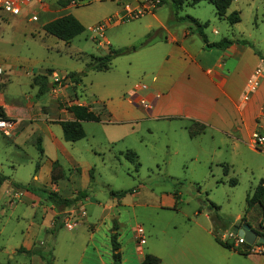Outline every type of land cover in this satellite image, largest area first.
I'll return each instance as SVG.
<instances>
[{"label": "crops", "instance_id": "obj_1", "mask_svg": "<svg viewBox=\"0 0 264 264\" xmlns=\"http://www.w3.org/2000/svg\"><path fill=\"white\" fill-rule=\"evenodd\" d=\"M70 2L61 6L56 0H32L16 15L0 10V21L4 20L5 22L1 23L6 25H14L24 34L23 36L38 29L42 33H47L42 24L58 15L71 13ZM117 2L118 10L122 14L119 18L115 16V19L129 18L125 17L126 14L143 8V11L149 10V15L155 21L143 24L139 34L144 39L137 48L132 49L134 56L131 58L130 67L136 72L134 75L136 79L132 77L129 78L130 81L128 80L130 70L127 69L124 71L125 78L118 75L114 78L107 76L103 82H98L96 89L89 91L93 96L91 99L77 97L74 85L81 81V76L85 75L86 71H108L115 55L104 69L89 68L77 81H73L69 80L66 74L81 68L65 70L58 74L53 68L44 65L39 71L32 72L29 57L24 55L8 57L0 49L1 116L16 119L14 128L10 132L3 133L7 136L12 134L17 136L28 122L33 132L35 148L39 156H44L47 166V178L45 177L43 181L37 180L36 174L33 173L32 181L25 184L55 191L62 197H70L77 190H85L77 176L82 174V168L72 165L65 172L55 155L49 153L51 146L64 150L63 141L77 140H65L59 122L73 118L72 112L68 109L70 104L86 105L87 108L98 113V120H103L109 126L112 134L109 139H123L125 135L140 130L148 134L156 130L176 132L183 145L181 148L174 145L168 154L169 158L160 159L164 165L169 163L170 157L174 155H177L178 162L193 161L201 155L204 166L210 168L213 164L215 167H220L223 176H228L235 161L247 162L246 150L243 147L264 155V141L259 146H254L250 142V134L253 131L264 136V68L261 60L264 47H257L253 43L242 41L243 39L239 37L229 36L225 38L231 41L225 45H207L202 42L189 23H180L183 20L172 21L171 19L174 18L170 9L167 16L162 18L157 11L153 12V8L158 4L148 8V0H117ZM31 13L36 14L35 20L28 19ZM107 18L109 23L110 18ZM89 26L91 25H88V30ZM205 36L208 42L218 40L214 37L208 38L206 34ZM90 38L97 45H108L107 52L115 49L109 47L110 43L105 37L106 43H98L92 35ZM0 39H2L1 35ZM258 66L261 68L258 82L254 88L249 89L246 86L247 78ZM35 74L44 75L46 78V89L42 92L38 91V83L32 81ZM136 82H144L145 87L133 88ZM32 86L36 87V93L39 95L48 93L47 105L44 104L45 100L41 103L39 98L33 99L29 94ZM140 97L144 98L148 105L139 103ZM49 106L53 110L51 113H48ZM40 112L43 117L38 119ZM83 121L85 120L79 121L81 127ZM189 128H194L195 131L189 134ZM37 143L41 148L40 151ZM134 154L135 161L138 162L137 154L135 152ZM153 162L155 165L158 164L157 160ZM37 168L38 163L35 162L34 172ZM86 174L87 179L92 178V167L86 169ZM232 178L233 182H231ZM223 179L220 178V184L227 181L229 185H233L236 181L232 176ZM260 179L264 185V167L260 168L257 182ZM17 183L18 185H15L13 180L7 181L6 178L0 183L1 190L9 197L8 203L12 202V198H19L21 195L26 197L32 206L38 207L40 222L45 223L47 227H53L57 214H60L58 218L60 222L61 217L68 216L70 212L80 215L78 205L84 210V214L80 215L78 220H84L85 208L81 200L87 197L86 191L85 195L74 203L75 207L70 205L58 209L43 196L26 190L21 182ZM253 186L245 192L244 206L240 211L227 212L223 216L218 204L212 199L208 201V207L203 202L201 204L204 208L195 207L191 217L179 223V227L171 221L165 222L160 228L147 229V239L143 232L144 246L143 243L140 245L136 243L133 248L134 253H126L118 242L119 264H138L143 253L146 252L159 258L157 264H264V253H240L231 247L219 244L213 236V230L218 234L222 232L216 229V226L232 228L240 224L237 221L241 216L244 218L242 222L247 223L253 230L264 232V220L260 221L258 227L260 220L258 204L253 203L246 211L244 210L245 196L250 194ZM177 200L175 191L162 193L154 206L174 208ZM209 202L215 207H209ZM213 211L221 215V219L211 218ZM113 225L115 224L111 225L110 232L113 230ZM114 230L116 231V225ZM117 234L116 231V240ZM257 235L261 234L257 233ZM133 238L135 239L134 232ZM18 248L31 251L34 248L33 242L24 239Z\"/></svg>", "mask_w": 264, "mask_h": 264}, {"label": "rangeland", "instance_id": "obj_2", "mask_svg": "<svg viewBox=\"0 0 264 264\" xmlns=\"http://www.w3.org/2000/svg\"><path fill=\"white\" fill-rule=\"evenodd\" d=\"M187 1L190 0L182 1L178 14H188L206 21L203 32L208 38L239 37L257 47H264V0H231L227 12L235 9L239 15V20L232 24L217 18L210 3L200 0L189 4ZM169 2L163 0L153 8V12L166 17ZM118 8L117 0H73V3L70 2L71 14L84 25V29L68 41L42 33L39 29L23 36L14 25L1 23L5 22L2 20L1 52L8 57H29L32 72L39 71L44 65L58 74L82 68L88 61V54L99 55L108 50V45H97L90 38L92 32L88 30V25L109 17L110 22L104 27L103 36L109 41V47L122 48L123 51L114 56L108 71H86L81 81L74 85L77 97L91 99L93 96L89 91L96 89L98 82H103L107 76L125 78L124 71L127 69L130 70L128 80L132 77L136 79V72L130 67L134 56L131 47L137 48L143 41L139 34L143 24L155 21L149 15V10L142 11L138 16L115 19V16L119 18L122 14ZM180 23L188 22L183 20ZM29 94L33 99L39 98L41 103L45 100V105L49 103L48 93L37 94L35 86L31 87ZM51 111L49 106L48 113ZM38 117H43L42 112ZM25 124L17 136H7L0 130V173L13 183L32 181L33 173L40 181L48 175L44 156H39L35 148L31 126L28 122ZM82 127L83 137L72 142L63 141L64 150L51 146L49 153L55 155L65 172L72 165L82 168V174L77 176L87 193V197L81 200L85 208L84 220L79 221V216L72 212L67 217L76 215L79 222L74 226L68 228L58 220L56 224L59 226L49 228L40 222L38 207L32 206L26 197L21 195L8 203L9 197L0 188V264H112L109 240L112 224L116 225L117 241L123 250L128 254L134 253L135 224L143 227L147 239V229H157L171 221L179 227V223L191 217L195 207L204 208L203 204L207 205L212 199L223 216L227 212L240 211L244 206L245 192L257 182L260 168L264 167V155L247 147H243L247 162L235 161L228 176H223L220 167L213 164L210 168L204 166L201 155L196 160L185 162H178L177 155H174L164 165L160 159L169 158L174 145L180 148L183 145L176 132L156 130L148 134L140 130L115 140L109 139L112 134L103 120H85ZM126 148L137 154L139 163L123 154ZM154 160L158 164L155 165ZM35 162L38 168L34 172ZM89 167H92L91 179H87L86 174ZM229 176L235 178V184L229 185L227 181L219 183L220 178ZM124 189L127 191L123 195L109 193V190ZM171 191L177 193L174 208L154 206L162 193ZM216 229L227 230L218 226ZM24 239L33 242V250L18 248Z\"/></svg>", "mask_w": 264, "mask_h": 264}, {"label": "trees", "instance_id": "obj_3", "mask_svg": "<svg viewBox=\"0 0 264 264\" xmlns=\"http://www.w3.org/2000/svg\"><path fill=\"white\" fill-rule=\"evenodd\" d=\"M71 0H56V2L64 6L67 3H69ZM163 0H159L158 4H160ZM183 0H170V10L173 18L175 20H186L189 25L193 28V30L196 32V34L199 36V38L207 45H215V46H221L225 45L226 43L230 42L231 40L225 37H222L216 41H210L208 42L205 36V33L203 32V27L206 26V21H199L196 17H193L188 14H178V9L180 8V5ZM199 0H190L189 3L193 4L196 3ZM212 3L213 10L215 15L218 17H223L227 20L229 23H233L239 20V15L237 10H231L229 12H226V8L229 5L231 0H206ZM42 27L45 32L50 33L54 35L55 37L62 39L64 41H67L75 34L81 32L83 30V25L81 22L71 13H64L61 15H58L42 24ZM246 41V40H242ZM131 49H134V47H131ZM122 48H115L112 49L104 54L101 55H89L88 61L84 63V66L78 70V71H69L66 76L69 80L77 81L80 77V75L84 74V72L89 69H104L109 62V60L116 54L122 52ZM262 60V66L264 68V55H261ZM32 81L38 83V91L42 92L46 89V78L44 75L41 74H35L32 77ZM68 109L72 112L73 118L71 119H65L60 120V125L62 129L63 138L65 140H75L84 135L83 129L80 124V120H98L99 114L92 111L91 109L87 108L86 105L82 104H70L68 106ZM0 115L1 114V108H0ZM194 128H189V134H192L194 132ZM37 148L39 151L41 150L40 146L37 143ZM127 158L135 160V154L132 150L126 149L123 153ZM138 163V162H137ZM6 176L3 174H0V183ZM234 179L232 178L231 182H233ZM15 185H18V183H14ZM26 190H29L31 192H34L36 194H40L45 199H47L54 207L61 209L62 207L70 206L74 203H76L77 199L79 197H82L85 195V190H77L73 196L70 197H62L59 194H57L55 191L48 190L45 188H39L35 187L30 184H23L22 185ZM127 190H119V191H113L109 190L110 194H116V195H123ZM253 203H257L260 209V220L258 223V227H260V221L264 220V185L262 184V180L260 179L252 188V191L250 194H247L245 196V208L246 211ZM215 207V205L212 202H209V207ZM60 214H57L54 221L52 228H55L56 226H59V224H56L58 222ZM223 217V216H222ZM211 218L214 220L221 219V215L217 214L216 212H211ZM243 216H241L237 223H241L243 221ZM227 222V221H226ZM111 232L109 233V240H110V249H111V261L112 264H119V250H118V241L116 240V231L115 225L112 226ZM258 234H261L264 237V232H260L259 230H256ZM213 236L215 241H217L219 244L225 246V247H231L235 250H237L240 253H248L246 252L245 246L247 245H233L231 242L222 240L219 237V234L217 231L213 230ZM264 245V240L261 241ZM42 255V254H41ZM159 258L156 255H153L151 253H143L141 259L139 260L138 264H157Z\"/></svg>", "mask_w": 264, "mask_h": 264}, {"label": "built area", "instance_id": "obj_4", "mask_svg": "<svg viewBox=\"0 0 264 264\" xmlns=\"http://www.w3.org/2000/svg\"><path fill=\"white\" fill-rule=\"evenodd\" d=\"M32 0H0V10L12 14V15H16L18 14L21 9L26 6L28 4V2H30ZM73 1V0H71ZM148 8H152L155 5L158 4L159 0H148ZM143 11V8L138 9L136 11L130 12L128 14H126L125 17H134L136 15H138L139 13H141ZM29 20H35L36 19V14L35 13H31L28 16ZM108 23V18L104 19L102 21H99L97 23H95L94 25L89 26V30L92 32V37L94 40H96L98 43H106L104 37H103V29L106 26V24ZM261 73V68L255 67L252 70L251 75L247 78L246 81V86L249 89H252L256 86L257 82H258V76ZM145 87V83L144 82H136L134 84L133 88H144ZM138 102L144 105H148V103L145 101L144 98H138ZM16 123V119L15 118H8V117H3L0 115V130L2 132H10ZM264 141V136L256 131L251 132L250 134V142L254 145V146H259L263 143ZM78 210H79V214L82 215L84 214V210L82 209L81 205H78ZM72 212H70L69 215H71ZM77 215V214H76ZM76 215L72 216V217H67L65 215H63L61 217V222L63 223L64 226L71 228L72 226H74L78 220L75 218ZM78 215V216H80ZM134 237L136 240V243L138 245L142 244L144 242V236H143V228L140 224H136L134 226ZM219 237L222 240H226L231 242L233 245H242V244H247L245 246V251L248 253H264V245L262 243H260L261 241H258L256 239V237L254 238V240L250 243L246 242L243 238L242 235L237 234L236 232H233L232 228H229L227 230L222 231L219 234Z\"/></svg>", "mask_w": 264, "mask_h": 264}, {"label": "water", "instance_id": "obj_5", "mask_svg": "<svg viewBox=\"0 0 264 264\" xmlns=\"http://www.w3.org/2000/svg\"><path fill=\"white\" fill-rule=\"evenodd\" d=\"M233 232L240 234L243 236L244 240L248 243L252 242L254 238L258 241H263L264 237L261 235H257L256 231L253 230L247 223L242 222L239 225H234L232 227Z\"/></svg>", "mask_w": 264, "mask_h": 264}]
</instances>
